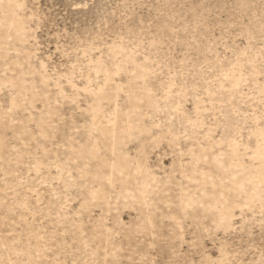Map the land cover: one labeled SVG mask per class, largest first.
Masks as SVG:
<instances>
[{
	"label": "rangeland",
	"instance_id": "374dc122",
	"mask_svg": "<svg viewBox=\"0 0 264 264\" xmlns=\"http://www.w3.org/2000/svg\"><path fill=\"white\" fill-rule=\"evenodd\" d=\"M0 264H264V0H0Z\"/></svg>",
	"mask_w": 264,
	"mask_h": 264
}]
</instances>
